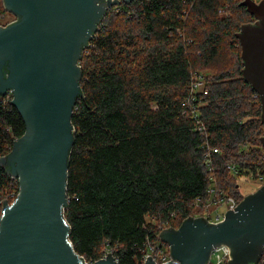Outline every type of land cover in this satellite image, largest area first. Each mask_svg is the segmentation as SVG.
I'll return each instance as SVG.
<instances>
[{
	"label": "trees",
	"instance_id": "1",
	"mask_svg": "<svg viewBox=\"0 0 264 264\" xmlns=\"http://www.w3.org/2000/svg\"><path fill=\"white\" fill-rule=\"evenodd\" d=\"M242 2L132 0L108 11L83 48L64 217L84 262L108 250L117 264H139L148 243L168 247L164 226L178 229L210 186L241 201L236 176L264 174L261 102L237 38L254 18ZM196 74L205 90L192 95ZM12 99L0 98V157L26 131ZM207 143L221 153L209 157ZM18 193L0 165V219Z\"/></svg>",
	"mask_w": 264,
	"mask_h": 264
},
{
	"label": "water",
	"instance_id": "2",
	"mask_svg": "<svg viewBox=\"0 0 264 264\" xmlns=\"http://www.w3.org/2000/svg\"><path fill=\"white\" fill-rule=\"evenodd\" d=\"M17 20L0 26V98L12 94L25 134L10 154L0 157L19 193L0 219V264H86L70 241L64 217L68 205L69 155L75 141L71 122L82 95L83 48L108 11L132 0H3ZM254 22L237 38L242 46L243 76L260 97L264 123V0H244ZM264 147V136L261 137ZM169 246L165 264H208L215 248L227 246L228 264H257L264 252V185L209 223L189 217L177 228L163 229ZM93 264H117L113 253ZM145 264H156L151 256Z\"/></svg>",
	"mask_w": 264,
	"mask_h": 264
},
{
	"label": "built area",
	"instance_id": "3",
	"mask_svg": "<svg viewBox=\"0 0 264 264\" xmlns=\"http://www.w3.org/2000/svg\"><path fill=\"white\" fill-rule=\"evenodd\" d=\"M196 77V76H195ZM198 84L196 81V78L193 80V85L191 88V94L193 95L194 92H197L198 90H202L203 87ZM205 94H207V91H204ZM193 99V98H192ZM195 99V98H194ZM191 105V103H188ZM193 118L197 117L195 113L192 111ZM198 130L204 131L206 130L205 124L203 121H199L197 123ZM205 150L207 151V154L209 157L212 155H219L220 149L218 147H213L209 143L206 144ZM210 166V170L213 171L211 163H208ZM228 169L232 173H237V164L230 162L228 164ZM260 173V172H259ZM207 198L199 197L194 202V209L195 211H200L201 216L204 217L209 223L216 224L225 219V215L228 210L236 208L240 201L236 199L234 196L227 195L222 189H219L216 184L214 186H210V188L207 191ZM15 200V199H14ZM222 207H225V210H222ZM194 216V215H193ZM194 218H199L194 216ZM148 256H151L153 261L156 264H165L167 262L172 261L171 255L169 252V246L164 247L160 243L158 244H152L148 243L146 252L143 255L142 260L139 264H145L148 260ZM231 260V256L229 255V248L227 246H222L215 248L210 256V261L208 264H228V261ZM86 264H93L86 261ZM257 264H264V252L260 259V261Z\"/></svg>",
	"mask_w": 264,
	"mask_h": 264
},
{
	"label": "rangeland",
	"instance_id": "4",
	"mask_svg": "<svg viewBox=\"0 0 264 264\" xmlns=\"http://www.w3.org/2000/svg\"><path fill=\"white\" fill-rule=\"evenodd\" d=\"M16 20H17L16 16L14 14H12L11 12L6 11V9L4 7L3 0H0V26H8L9 24L15 22ZM234 61L236 63V60H234ZM208 74H210V72ZM195 76L196 77H194V78H196V81L198 82V84L199 85L202 84L201 87H203V89H204L205 88L204 76L200 75V74H196ZM7 96L12 97V94H7ZM197 105H199V103H197ZM208 162H210V160H208ZM236 178H237L238 183L240 184L239 188L241 190L240 193L242 196V200L246 196L257 192L264 185V174L259 173V172L258 173L249 172V173H245V174H240V175H237ZM222 210L224 211L225 207H222ZM193 215L196 217H200L201 212L197 210L193 213ZM193 215H192V217H194ZM168 228H170V227H168L167 225L164 226V229H168ZM108 253H111V252L107 250L105 252V257L108 255Z\"/></svg>",
	"mask_w": 264,
	"mask_h": 264
},
{
	"label": "crops",
	"instance_id": "5",
	"mask_svg": "<svg viewBox=\"0 0 264 264\" xmlns=\"http://www.w3.org/2000/svg\"><path fill=\"white\" fill-rule=\"evenodd\" d=\"M255 1L259 3L261 0H259V1L255 0Z\"/></svg>",
	"mask_w": 264,
	"mask_h": 264
},
{
	"label": "flooded vegetation",
	"instance_id": "6",
	"mask_svg": "<svg viewBox=\"0 0 264 264\" xmlns=\"http://www.w3.org/2000/svg\"><path fill=\"white\" fill-rule=\"evenodd\" d=\"M4 27H6V26H4Z\"/></svg>",
	"mask_w": 264,
	"mask_h": 264
}]
</instances>
